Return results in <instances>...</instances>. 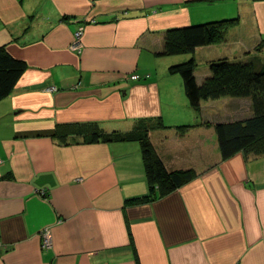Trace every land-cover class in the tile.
Returning <instances> with one entry per match:
<instances>
[{
  "label": "crops",
  "instance_id": "obj_1",
  "mask_svg": "<svg viewBox=\"0 0 264 264\" xmlns=\"http://www.w3.org/2000/svg\"><path fill=\"white\" fill-rule=\"evenodd\" d=\"M223 17L237 18L228 42L198 47L214 48L210 60L264 40V0H0V44L27 62L0 100V264H264V153L221 159L214 128L249 118L250 99L203 101L198 113L168 72L188 55L158 54L165 29ZM151 56L155 68L139 63ZM159 118L149 138L166 169L194 174L146 202L127 201L149 190L137 141L65 135Z\"/></svg>",
  "mask_w": 264,
  "mask_h": 264
},
{
  "label": "trees",
  "instance_id": "obj_2",
  "mask_svg": "<svg viewBox=\"0 0 264 264\" xmlns=\"http://www.w3.org/2000/svg\"><path fill=\"white\" fill-rule=\"evenodd\" d=\"M236 17H223L198 21L183 26L165 29L161 56L191 54L196 48L211 45L225 36L226 27L235 24ZM83 30H84V25ZM80 50H75L80 52ZM74 50V49H73ZM195 60L190 55L186 59L168 66V72L179 74L182 78L184 92L190 106L197 112L201 103L223 96L247 97L251 101L252 114L244 120L216 123L221 159L228 158L239 151L264 153V62L260 66L251 58H220L210 63V77L199 83L194 74ZM27 68V62L14 56L7 49V43L0 44V100L7 96ZM77 125L70 132L81 133L84 142L127 141L139 143L146 178L149 184L148 193L128 199V202L139 203L154 200L183 184L193 176L190 170L166 169L162 159L155 151L149 138V128H165L162 121H142L127 131L104 132L90 127ZM192 125H180L181 132ZM64 139V138H63ZM65 140V139H64Z\"/></svg>",
  "mask_w": 264,
  "mask_h": 264
},
{
  "label": "rangeland",
  "instance_id": "obj_3",
  "mask_svg": "<svg viewBox=\"0 0 264 264\" xmlns=\"http://www.w3.org/2000/svg\"><path fill=\"white\" fill-rule=\"evenodd\" d=\"M80 26H82V25L77 26V29L76 30H78ZM231 27H233V24L230 25V26H228V27H226V29H225L226 30L225 36L223 38H221L217 42L211 44V45H214L213 46L214 48H218L221 45H224V44H226L228 42V39H229L228 38V36H229L228 33H229V29ZM76 30L73 32V38H72V41L70 42V45H69L70 49H72L71 47H75L76 45H79L82 48V34H83V30H82V33L79 34L78 36L75 34ZM214 48H208V47H206V48H198V49H196V50H194L192 52L191 56L194 58L195 63H196L195 64V69H194V74H195V76L197 78H198V76H200L202 74V72H205L206 69L210 72V63L212 61L216 60V58L210 60L208 55L209 54H212V53H215L214 50H213ZM252 54H255V55L256 54H264V40H262L260 42H257L256 45H254L252 48H249V50L245 51L243 54H241V53L238 54L235 58H240V59L241 58H249V57L253 56ZM180 55H182L180 57H184V55H186V54H180ZM187 55L190 56V54H187ZM178 56L179 55H177L176 57H178ZM151 57H153V56H151ZM162 57H172V56H160V58H162ZM220 58L233 59V58H230V57H220ZM220 58H217V59H220ZM139 63L145 64V66L152 67V69H153V68H155V65L157 63H159V64L161 63V60L159 59V57L158 58H154L153 57V59H150V58H148V59H140V62ZM149 74L150 73L147 72L145 74V76L148 77ZM176 75H178V77H179V74H176ZM210 75H211V73H210ZM210 75L209 76L207 75V77H205L203 79V81L206 80V79H208L210 77ZM174 77H177V76H174ZM174 77H171L169 79V85L170 86L168 87L167 91L169 89H172L171 92L174 93V95H173L174 101H177L180 98V96H179L180 94L178 92L177 80L174 79ZM223 97H231V96H223ZM223 97H219V99L220 98H223ZM209 100H214V99H209ZM205 101H207V100H205ZM202 103H201V105H202ZM164 106H166V104ZM167 109H168V106H166L165 110H167ZM198 113H200V110H199ZM209 124L210 123L208 122V125ZM158 128H161V127H152V128H149L148 129L149 130L148 132H150V130H152V129H158Z\"/></svg>",
  "mask_w": 264,
  "mask_h": 264
},
{
  "label": "built area",
  "instance_id": "obj_4",
  "mask_svg": "<svg viewBox=\"0 0 264 264\" xmlns=\"http://www.w3.org/2000/svg\"><path fill=\"white\" fill-rule=\"evenodd\" d=\"M83 27L80 26L78 30H76L75 34L78 36L79 34L82 33ZM74 50H80V46L76 45L75 47H71ZM41 248L44 250L49 249L52 246V239H51V235H50V231L48 228H45L41 231Z\"/></svg>",
  "mask_w": 264,
  "mask_h": 264
}]
</instances>
